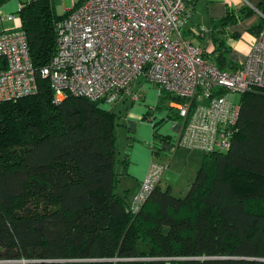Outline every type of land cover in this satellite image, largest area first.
I'll use <instances>...</instances> for the list:
<instances>
[{"label": "trees", "instance_id": "16d2710c", "mask_svg": "<svg viewBox=\"0 0 264 264\" xmlns=\"http://www.w3.org/2000/svg\"><path fill=\"white\" fill-rule=\"evenodd\" d=\"M256 8L264 16V0ZM18 13L39 70L55 52L61 16L49 0ZM235 23L228 11L212 22L213 50L204 57L219 70L238 67L224 31ZM263 26L260 18L251 31ZM37 81L36 95L0 103V264H264L255 260L264 259V90L240 95L230 148L200 153L183 197L157 186L135 212L115 169L117 113L85 98L54 104L47 82ZM171 100L163 94L156 109ZM162 140L154 130V158ZM235 177L252 178L254 189L241 192Z\"/></svg>", "mask_w": 264, "mask_h": 264}, {"label": "built area", "instance_id": "2783aa9c", "mask_svg": "<svg viewBox=\"0 0 264 264\" xmlns=\"http://www.w3.org/2000/svg\"><path fill=\"white\" fill-rule=\"evenodd\" d=\"M14 1L19 12L40 0ZM190 1L84 0L77 6L72 1L55 24V52L39 70L20 19L0 15V22H16L15 28L0 31V103L36 95L38 78L47 82L54 104L75 97L111 106L121 96L138 103L131 87L142 78L139 87L150 84L158 98L171 96L166 108L179 117L177 136L169 143L173 153L180 148L202 154L227 151L240 109L234 96L264 90V26L235 70H219L202 47L185 37ZM8 2L0 0V10ZM190 31L204 35V29ZM166 167L151 162L132 199L135 212L159 186Z\"/></svg>", "mask_w": 264, "mask_h": 264}, {"label": "crops", "instance_id": "0c3cea01", "mask_svg": "<svg viewBox=\"0 0 264 264\" xmlns=\"http://www.w3.org/2000/svg\"><path fill=\"white\" fill-rule=\"evenodd\" d=\"M246 1L247 3H244L242 0H208L207 2L209 26L212 25V22H214L215 20L224 18L227 14V11L232 13L234 16L236 23L231 25L230 27H226L224 31L227 36V43L231 48L229 58L237 64L242 62L248 50L250 49L256 35L251 30L253 27H255V25L258 24L260 18H262L260 16V12L256 8L260 0ZM197 2L198 0H196L195 6L191 10V14L189 15L190 17L196 11ZM240 9H244V13H246L247 10L250 9L251 11H253V13L246 17H242L238 12ZM191 26H198V23H191L189 28L184 29L186 30L185 37L189 39L190 37L188 35L187 29H191ZM233 36H235L236 38H233ZM202 38L204 40L202 39L198 43L193 42V44L202 47L204 51L210 53L213 50V46L211 43V28L204 32ZM139 89L146 90V92L150 95V98L153 92H155L156 100H154V97L153 100L150 98H148L147 100H140L138 104L133 102L132 106L130 107L131 109L127 115V124L130 132H134L135 135L132 138V140L134 141L130 147L126 146L123 143L117 151V163L115 169L120 176V186L124 190L128 189L130 197H133L139 184L145 178L151 162L157 161L167 166L159 187L162 190L169 189L172 195L174 192L182 188H184V192L186 193L201 165V155L200 153H198L200 159L199 161L195 162L192 167H190V170H186L185 168L184 171L188 172V175L186 176L188 180L186 181L184 187L182 185L178 187L177 184L183 177L179 174V172L173 173L170 169L173 162L172 157L174 156L175 158L181 148L171 154L169 151V143L176 138L179 128L177 124L174 123V120L169 118L170 112L167 108H164L162 110L156 109L158 101L157 92L152 85L143 84ZM134 108H136L135 111L133 110ZM144 116H146L148 121L146 120V118H144ZM154 130L157 131L160 139H166L164 141L162 140L158 144L160 153L158 157L155 158L152 156L151 146L153 144ZM144 133V136L141 135ZM150 134L152 135L150 136ZM136 138L142 139L143 143H137ZM183 150L190 151L186 149ZM126 153L127 163L126 165H124L123 163H121V161L123 160V158H125L124 155ZM179 160L183 162L185 159ZM186 162L187 161L185 160L184 163ZM131 183L134 184V190L130 188Z\"/></svg>", "mask_w": 264, "mask_h": 264}, {"label": "rangeland", "instance_id": "374dc122", "mask_svg": "<svg viewBox=\"0 0 264 264\" xmlns=\"http://www.w3.org/2000/svg\"><path fill=\"white\" fill-rule=\"evenodd\" d=\"M72 1H74L75 6H77L78 4H80L84 0H52L51 1L52 5L54 7V11L56 13V16L58 18L61 16L62 11H67V10H70L72 8ZM207 2H208V0H198L197 5H196V11L191 15V17L189 16V18L187 19V21L183 27L184 29L189 28L191 23H198V26H191V29H195V30H197V28L198 29H204V32H206L208 29L211 28V25L209 26V20H208L209 16H208ZM9 14H13L16 19L17 18L20 19V16H19L18 10L15 6L14 0H9V2L7 4H5L1 7L0 15L2 17H7ZM15 26H16V22L14 20L5 18V20H2L0 22V31L13 29V28H15ZM191 29H187L188 35H189L191 41L194 43L200 42V40L203 39L202 34L200 33L198 35H195L190 31ZM194 39H196V40H194ZM209 46H210V43H209ZM209 54L210 53H207L205 51L206 57ZM142 81H144V80L142 78H140L137 82H135L132 85L131 88L134 90V92L137 93V95L140 98L139 100H147L148 98H150V95L146 92V90L139 89L140 88L139 83H142ZM153 97H154V100H156L155 92H153L150 99L153 100ZM157 99H158V97H157ZM240 99H241V96L239 94H236L234 96L235 104H240ZM132 104L133 103L131 102L130 98L126 97V96H121V98L118 101H116L115 103H113L111 106L101 104L103 108L114 110L113 112H116L117 115L119 116L118 122L120 123V125H118L117 130H116V133H117V139H116V143H115L116 151L119 150V148L121 147V145L123 143L126 146L130 147L131 145L129 143L128 137L133 138V136L135 135L134 132L133 133L130 132L128 124H127V115L131 109L130 107L132 106ZM137 106H139V105H137ZM133 110L135 111L136 108H134ZM146 120H147V118H146ZM141 135L144 136L145 133L141 134ZM151 135L152 134H150V136ZM133 141L131 142V144L133 143ZM136 142L137 143H143V140L136 138ZM182 150L183 149H180L178 151L175 158H174V156L172 157L173 162L171 164V169H170L173 173L179 172V174L183 177L178 182V184H177L178 187H180L181 185L184 187L186 181L188 180V178H186V176L188 175V172L184 171L185 168H186V170H190V167H192L195 164V162L199 161V159H200L198 152L185 151V150L182 151ZM169 151L171 154L173 153L172 148H170ZM171 154H170V157H171ZM179 159H182V160L185 159L187 162L184 163L185 160L183 162H181ZM251 179L252 178H250V177L236 178L235 179V183L237 184L236 188H239V190L241 192L246 188H253L254 189L252 182H251ZM130 188L133 190L135 189L133 183H131ZM184 191H185L184 188H182V189L174 192L173 195L176 197H183L187 193V192L185 193ZM177 259H179V258H177ZM163 264H177V263H174L172 261H163Z\"/></svg>", "mask_w": 264, "mask_h": 264}, {"label": "water", "instance_id": "95a60500", "mask_svg": "<svg viewBox=\"0 0 264 264\" xmlns=\"http://www.w3.org/2000/svg\"><path fill=\"white\" fill-rule=\"evenodd\" d=\"M209 259H212V258H209ZM174 260H196V258H188V259H173ZM257 261H264V259H255Z\"/></svg>", "mask_w": 264, "mask_h": 264}, {"label": "flooded vegetation", "instance_id": "af4514ba", "mask_svg": "<svg viewBox=\"0 0 264 264\" xmlns=\"http://www.w3.org/2000/svg\"><path fill=\"white\" fill-rule=\"evenodd\" d=\"M175 261V260H174Z\"/></svg>", "mask_w": 264, "mask_h": 264}]
</instances>
